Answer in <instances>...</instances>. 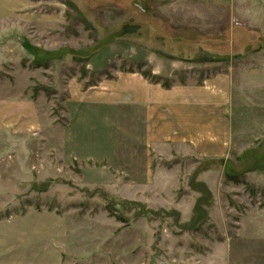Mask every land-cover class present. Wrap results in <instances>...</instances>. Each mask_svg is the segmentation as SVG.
Listing matches in <instances>:
<instances>
[{"label": "rangeland", "instance_id": "rangeland-1", "mask_svg": "<svg viewBox=\"0 0 264 264\" xmlns=\"http://www.w3.org/2000/svg\"><path fill=\"white\" fill-rule=\"evenodd\" d=\"M152 52L179 62L162 84L230 79L226 157H158L144 173L125 118L87 127L68 104L70 80L150 74ZM10 96L39 117L0 163L14 264H264V0H0Z\"/></svg>", "mask_w": 264, "mask_h": 264}, {"label": "crops", "instance_id": "crops-1", "mask_svg": "<svg viewBox=\"0 0 264 264\" xmlns=\"http://www.w3.org/2000/svg\"><path fill=\"white\" fill-rule=\"evenodd\" d=\"M143 62L150 67L151 76L159 79L173 78L180 68L177 60L155 52ZM68 88L67 102L77 112L86 111L83 121L87 127L94 116L107 120V115H117L128 120L123 119V131L129 136L126 140L134 142L133 149L143 151L144 173L155 172L153 160L158 157L219 160L227 156L231 135V81L223 74L164 87L139 71L118 72L85 90L71 80ZM13 97L0 99V163L7 156L13 159V144L17 142L14 134L27 133L39 123L35 103ZM107 122L103 121V125L108 127ZM5 150L12 153H2ZM2 234L0 232L5 241L0 242V264H14V257L20 262L22 255L14 256L8 234Z\"/></svg>", "mask_w": 264, "mask_h": 264}, {"label": "trees", "instance_id": "trees-1", "mask_svg": "<svg viewBox=\"0 0 264 264\" xmlns=\"http://www.w3.org/2000/svg\"><path fill=\"white\" fill-rule=\"evenodd\" d=\"M129 26H124L123 28H122V30L120 31V34H123V35H125V34H131V33H133L134 32V30H136V27H133V30L131 29V30H129ZM122 32V33H121ZM146 77H150L153 81H158V80H160L159 78H155V77H152L151 76V74H144ZM163 86L164 87H168V83L167 82H164L163 83Z\"/></svg>", "mask_w": 264, "mask_h": 264}]
</instances>
